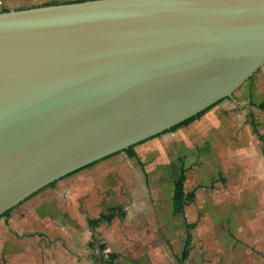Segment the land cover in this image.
<instances>
[{
    "label": "water",
    "instance_id": "water-1",
    "mask_svg": "<svg viewBox=\"0 0 264 264\" xmlns=\"http://www.w3.org/2000/svg\"><path fill=\"white\" fill-rule=\"evenodd\" d=\"M264 65V0H82L0 11V216L163 133Z\"/></svg>",
    "mask_w": 264,
    "mask_h": 264
},
{
    "label": "crops",
    "instance_id": "crops-1",
    "mask_svg": "<svg viewBox=\"0 0 264 264\" xmlns=\"http://www.w3.org/2000/svg\"><path fill=\"white\" fill-rule=\"evenodd\" d=\"M10 9L22 8L0 11ZM226 101L158 136L154 183L146 151L134 147L135 156L111 154L10 208L0 216V264H109V253L113 264H264V93L236 90ZM198 130L205 148L179 155L197 144ZM214 139L218 151L206 147ZM182 173L181 207L174 196ZM116 207L125 214L93 229L91 220Z\"/></svg>",
    "mask_w": 264,
    "mask_h": 264
},
{
    "label": "rangeland",
    "instance_id": "rangeland-1",
    "mask_svg": "<svg viewBox=\"0 0 264 264\" xmlns=\"http://www.w3.org/2000/svg\"><path fill=\"white\" fill-rule=\"evenodd\" d=\"M31 4H35V1H30V2H26V1H17V0H0V10L1 9H8L10 7H15V8H26L28 5ZM254 89L255 91H259L260 93L263 94L264 93V65L249 79L247 80L240 88L237 89V93H240L242 91H247V89ZM227 98L222 99L221 101H219L218 103L214 104L213 106H211L210 108H208L204 113H202L199 117H206V115L208 114V111H213V109H215L216 107H219L220 105H222V101L223 103H227L226 101ZM215 106V107H214ZM218 109V108H217ZM220 119V117H219ZM219 119L215 120L216 122L219 123ZM180 127V126H179ZM164 133V132H163ZM162 133L151 137L147 140H144L138 144H135L134 147H138L143 149V151L145 152V155H143V160L146 166V169H148V171L150 170V168H152L153 170H150V175L153 174V176H151V183H154L153 179H154V174L156 173L155 170L157 168V163H158V159H157V140H158V136H160ZM195 137L193 139L194 142H197V144L194 143L191 145L189 144L191 147H193L192 149H189L190 146L185 147L183 149H181V151H179V149L177 150V153L179 155H181L182 153L184 154L185 152H194V150H198V152L200 151V148L203 147L205 148V144H204V138L203 136H200V130H198L197 132H195L193 134ZM234 140H236V138H234ZM213 144L211 146H206L209 147V149L213 150V151H218L220 148V140L219 139H214L212 140ZM208 143V142H207ZM170 151H172L170 149ZM172 160H170V168H172V164L173 162H171ZM177 162V161H176ZM213 168L215 167V163H219V160H212L211 161ZM220 166L217 165V168H219Z\"/></svg>",
    "mask_w": 264,
    "mask_h": 264
},
{
    "label": "trees",
    "instance_id": "trees-1",
    "mask_svg": "<svg viewBox=\"0 0 264 264\" xmlns=\"http://www.w3.org/2000/svg\"><path fill=\"white\" fill-rule=\"evenodd\" d=\"M217 103H218V102H217ZM206 110H207V109H206ZM206 110H204V111L198 113L197 115H194V116H192V117H190V118L184 120L183 122H181V123H179V124H177V125L171 127L170 129H167V130L164 131V132L173 131V130L177 129L179 126L189 124L190 122H192L193 120H195L197 117H199L202 113H204ZM253 126H254L255 131L258 132L257 125L254 123ZM260 136H261V135H260ZM153 137H154V136H153ZM261 138H262V140H263V149H264V137L261 136ZM134 146H135V145L129 147V148L126 149L125 151H127L130 155L135 156L136 153H135V151H134ZM91 164H93V163H91ZM91 164H89V165H91ZM89 165H87V166H89ZM184 179H185V175H184V173H182V174L180 175L179 179H178L177 182H176V191H175V196H174V199H175L176 203L179 204L181 207H182V204H183V200L185 199V193H184V190H183V182H184ZM117 214H122V215H124L125 212H121L120 207H116V208L114 209V212L109 213V214H106V215H101L99 218L94 219V220H91V222H90V223H91V226H92L93 229H94V228H95L96 226H98L103 220H105V219H111V218H113V217H114L115 215H117ZM96 245H97V241H93V242H92V246H96ZM102 248H103V246L100 245V249H102ZM116 256H117V255H116L115 253H109V254L107 255L106 258L104 257V255H102V257L105 259V261H106L107 263H109V264H113V262H114ZM184 256H185V253H184V255H183V258H184Z\"/></svg>",
    "mask_w": 264,
    "mask_h": 264
},
{
    "label": "built area",
    "instance_id": "built-area-1",
    "mask_svg": "<svg viewBox=\"0 0 264 264\" xmlns=\"http://www.w3.org/2000/svg\"><path fill=\"white\" fill-rule=\"evenodd\" d=\"M108 252H109V249L108 248L104 249V253L105 254L108 253Z\"/></svg>",
    "mask_w": 264,
    "mask_h": 264
}]
</instances>
